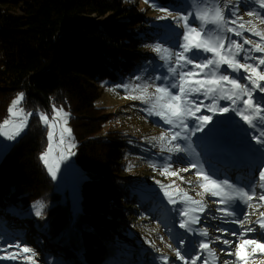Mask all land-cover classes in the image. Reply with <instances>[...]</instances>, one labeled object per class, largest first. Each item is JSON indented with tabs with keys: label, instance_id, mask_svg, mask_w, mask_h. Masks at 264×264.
I'll return each instance as SVG.
<instances>
[{
	"label": "trees",
	"instance_id": "16d2710c",
	"mask_svg": "<svg viewBox=\"0 0 264 264\" xmlns=\"http://www.w3.org/2000/svg\"><path fill=\"white\" fill-rule=\"evenodd\" d=\"M154 26L133 0H0V123L20 92L21 105L32 112L26 132L0 159V223L32 215L40 235L55 243L49 261L165 264L149 254L140 259L125 236L139 219L145 224L167 215L158 199L129 182L124 159L133 148L117 132L103 135L105 114L96 104L102 81H121L142 68L152 38L144 31ZM60 105L70 112L76 160L86 173L77 214L41 160L48 139L40 113ZM37 202L49 205L40 216Z\"/></svg>",
	"mask_w": 264,
	"mask_h": 264
},
{
	"label": "rangeland",
	"instance_id": "374dc122",
	"mask_svg": "<svg viewBox=\"0 0 264 264\" xmlns=\"http://www.w3.org/2000/svg\"><path fill=\"white\" fill-rule=\"evenodd\" d=\"M139 6L145 15L151 18L152 24L155 28L150 31H144V34H152V38H149L144 46V52L148 53V58L144 62L142 68H140L134 75L129 76L121 81H102L101 94L96 100V104L101 107L100 110L105 114L103 135L109 132H117L120 134L126 142L130 145V153H126L125 175L130 178V183L134 184L142 194L150 195L158 199V202L166 212L167 217H161L159 220L154 221L150 219L145 224H140V219L136 222L134 231L128 230L126 237L128 240L137 246L136 250L140 252V259L149 257L153 259L167 256L169 260L175 261V264H185V261L190 264L192 256L197 254L201 255V260L197 261V264H202L203 258L207 257V253H200L198 244L200 240L204 239L198 233L188 232L180 227V223L185 217L179 214L178 209L184 207L179 202V198L175 195V186L171 189H167L174 194V198L177 199L176 204H171L168 197L165 196V189L161 185L172 184L173 181L176 185H179L184 191L188 192L194 199H201L197 195L198 192H202L199 187V182L195 175V169L190 168V163L194 162L197 157H193L188 153H169L166 148H162L158 140H153V137H159L162 132H167L171 127L166 124L160 117L156 115H149L146 109L149 107L147 103L139 99H132L131 96L139 95V91H131L136 85L149 84V92H154L155 87L164 84L163 79H155L156 77L168 76V65L160 59L158 54L152 50V46L156 44L162 45L164 48L170 49L172 52L181 51L180 44L183 42L184 28L182 27L183 21L173 19L187 15L188 13H194L196 5L203 6L204 3L219 2L221 7L225 9V16L227 19H235L232 16V11L237 10V15L242 19L238 23L253 20L260 30H264V24H261L255 17H250L249 12H258L261 16H264V9H261L255 0H181L176 4L171 3L167 6H163L157 0H133ZM155 5V7H153ZM160 9H167V13ZM170 13L171 15H168ZM166 16V19H158V17ZM189 23L193 27H199L200 22L196 20L195 15L189 17ZM236 27V25H230ZM249 25L246 24V27ZM209 27H212L211 25ZM142 34V35H144ZM231 39L237 40L243 43L244 39H250L253 43L260 42V38L253 35L251 32L244 31L243 36L237 37L233 33H226ZM227 44V40H226ZM246 49L251 48L252 45H244ZM190 57L192 54H188ZM243 55V54H242ZM254 56H260L261 53H252ZM210 53H201L195 62L199 63L205 58H210ZM241 62H244L241 56ZM250 63L253 61H249ZM171 64V62H170ZM174 66V65H171ZM191 65L184 70H190ZM264 70V67H262ZM220 74L234 76L240 79L241 83H248L242 77L244 73H234L226 65L221 66ZM141 77V79H137ZM170 83H175L174 79L169 80ZM264 85V82H261ZM122 85H129L128 89L122 87ZM173 92L178 89H172ZM18 93L13 98L15 100ZM246 98V97H245ZM198 102L202 101L203 104H209L210 100L205 99L202 94H196ZM254 99L264 105V93H260L258 90L254 93ZM12 100V101H13ZM23 100V99H22ZM21 100V102H22ZM11 101V104H12ZM20 104L17 108H22ZM230 101L220 100V107H229ZM10 104V105H11ZM242 106V105H241ZM63 109L64 112L69 113L67 127L72 130L71 137H65V144L58 146L59 144V125L54 129V137L52 141L53 153L49 157L50 161L53 158H57L60 155V149L65 150V154L68 152L74 153L68 155L66 160L60 161L59 170L56 172V178L51 176L56 190L61 194L62 201L68 199L71 205L72 213L77 214L81 207L82 199V183L86 177V173L80 164L76 160V147L77 140L75 138L71 121L70 112L64 106H55L50 112H42L46 114L51 121L55 115L54 109ZM32 113V112H31ZM41 114V113H40ZM197 115H211L213 117L212 122L205 128L203 132H197L192 136L191 142L198 153V159L203 165L205 171L210 175L215 174L214 178L218 180L228 179L231 183L237 187H243L248 189L252 184L259 183V172L264 170V145L257 143L253 139V136L260 135L264 132V126L258 122L257 128H251L245 124L240 117L236 116L233 112L228 113H211L207 108L202 107L201 111ZM9 118V115L7 119ZM58 119V118H57ZM193 117L188 119L189 128L194 127ZM62 123V121L60 122ZM28 125V118H27ZM27 125L23 131L14 140H8L6 137L0 136V159L9 147L27 130ZM47 127V139L49 128ZM179 131V129H175ZM74 143L75 147L68 148V143ZM180 142V141H176ZM174 142V143H176ZM49 147V139L46 147L42 151L44 153ZM134 150H138L134 152ZM42 155V154H41ZM44 163V162H43ZM172 171H178L179 176L184 179L180 180L178 177L165 176L161 172L165 167H169ZM189 168V171L183 172L180 169ZM191 181V183H188ZM159 182V183H157ZM262 191L259 187L256 188L257 195ZM204 202L207 208L204 213H197L201 217L199 224L193 225L194 228H207L209 232V239L213 241L211 247L215 250L218 260L216 264H223V261L227 260L230 264H234V257L227 255L226 253L234 250L235 243L238 242V235L232 236V232L239 234L241 226L237 223L231 222L238 219H244V215L248 214L249 219L255 221L259 217V213L264 211V202L254 199L251 201V207H248L242 202L237 201L232 210L235 211V216L225 217L217 209L224 207L215 203L218 198L211 197L205 194ZM44 207L41 213L48 208V204L41 202ZM34 212L36 208L34 207ZM133 217H128V222ZM37 223H33L32 215L24 214L18 218L10 217L0 223V248L5 247L8 244L20 243L22 246L32 248L36 252L35 260L38 264H58L57 262L49 261L48 257L51 254V250L55 248V243L48 240V234L42 232L39 233ZM127 227V226H126ZM256 227L257 231L249 233L247 238L261 239L264 237V233L259 230L258 225L249 224L245 221L243 226ZM173 229V230H172ZM178 231L179 234L171 237V231ZM224 230V231H222ZM178 235L186 236L185 238L178 239ZM221 237V241H216L215 238ZM223 239L233 241L232 247L224 245ZM171 245V247H169ZM181 250V255L185 256V261L179 260L176 257L175 249ZM223 250V251H222ZM9 252H16L14 248L8 249ZM250 251V249H248ZM158 253L156 255L154 253ZM6 255V253L0 252V256ZM210 259V258H209ZM261 260H264V256L257 255L255 260H250L249 264H261ZM0 264H25V261L21 257L17 260L0 259ZM168 263V260L166 262Z\"/></svg>",
	"mask_w": 264,
	"mask_h": 264
},
{
	"label": "snow or ice",
	"instance_id": "6c2138e0",
	"mask_svg": "<svg viewBox=\"0 0 264 264\" xmlns=\"http://www.w3.org/2000/svg\"><path fill=\"white\" fill-rule=\"evenodd\" d=\"M149 2V0H145ZM231 3V0H228ZM261 9H264V0H255ZM155 7V5H153ZM220 6L219 2L204 3L203 6L196 5L194 13L190 12L187 15L174 17L173 19L182 20V27L184 28L183 42L180 44L181 51L172 52L170 49L164 48L160 44L152 46V50L158 54L161 60L168 65V76L156 77L155 79H163L164 84L155 87L154 92H149L151 85L136 84L131 91H139V95L131 96L132 99H139L149 105L146 111L149 115H156L160 117L166 124L171 127L167 132H162L159 137H153V140H158L162 148H166L169 153H188L193 157H197L194 162L190 163V168L195 169V175L199 182V187L202 192L197 195L201 199H194L184 191L176 182L173 181L169 185H161L165 189V196L171 204H176L177 199L174 194L167 189L175 186V195L179 198V202L184 207L178 209L179 214L186 219L180 223V227L188 232L198 233L204 239L200 240L198 248L200 253H207V257L203 258L202 264H216L218 260L215 250L211 247L213 241L209 239V232L207 228L196 229L193 225L199 224L201 221L200 215L197 213H204L207 205L204 202V195L208 194L211 197L218 198L215 203L224 205L217 209L225 217L235 216V211L232 210L233 205L239 201L251 207V201L258 199L264 202V191L257 195L256 188L259 187L264 190V170L259 172V183L252 184L248 189L237 187L228 179L218 180L214 178L215 174L210 175L198 159V153L192 146L191 138L197 132H203L205 128L212 122L211 115H197L202 107L213 114L233 112L236 116L251 128H257L258 122L264 126V105L254 99V93L258 90L264 93V30H260L253 20L238 23L242 18L237 15V10L232 11V16L235 19H227L225 16V9ZM167 13V9H160ZM195 15L196 20L200 22L199 27H193L189 23V17ZM168 15H171L168 13ZM250 17H255L261 24H264V16L258 12H249ZM166 16L158 17V19H166ZM246 24L249 25L246 27ZM212 27H209V26ZM230 25H236L232 27ZM251 32L253 35L260 38V42L253 43L250 39H244L243 43L231 39L226 33H233L237 37L243 36V32ZM227 40V44H226ZM252 45L251 48L246 49L244 45ZM261 53L260 56H254L252 53ZM201 53H210V58H205L199 63L195 60ZM188 54H192L191 57ZM243 54V55H242ZM241 56L244 62H241ZM253 61V62H249ZM171 62V64H170ZM174 65V66H171ZM191 65L190 70L187 67ZM226 65L234 73H244L243 79L248 83H241L240 79L220 74L221 66ZM174 79L175 83H170L169 80ZM141 79V77H137ZM125 89L129 85H122ZM178 89L173 92L172 89ZM196 94H202L205 99L210 100L209 104L198 102ZM246 97V98H245ZM23 99V93L19 94L8 108L9 118L0 123V136L6 137L8 140H14L23 131L27 125V116L31 113L25 114L23 109L17 110V106ZM230 101L229 107H220L219 101ZM242 105V106H241ZM55 115L50 121L46 114L41 113V121L48 126L49 147L42 153L41 160L46 165L48 172L52 178H56V172L59 170L60 161L66 160L68 155L74 153L68 152L65 154L63 148L60 149V155L53 158L51 161L49 157L52 156L53 147L52 141L54 137V129L59 125V144H65V137L72 136V130L67 127L69 113L61 109H54ZM193 117L194 127L189 128L188 119ZM58 118V119H57ZM62 121V123H60ZM175 129H179L176 131ZM253 139L264 145V132L260 135L253 136ZM180 141V142H176ZM176 142V143H174ZM68 148L75 147L74 143L69 142ZM179 171L187 172L189 168L180 169ZM165 176L178 177L180 180L184 178L179 176L178 171H172L169 167H165L161 172ZM159 183V182H157ZM191 183V181H188ZM36 208L35 214L41 215V210L44 205L37 202L34 206ZM245 221L249 224L258 225L259 230L264 233V211L259 213V217L252 221L249 215L245 214L244 219H238L231 222L237 223L241 226L239 234L232 232V236L238 235V242L235 243L234 250L226 254L234 257V264H249L250 260H255L257 255L264 256V237L261 239L247 238L249 233L257 231L256 227L244 228ZM224 231V230H222ZM216 241H221V237L217 236ZM224 245L232 247L233 241L223 239ZM171 247V245H169ZM14 248L16 252H9L8 249ZM250 249V251H248ZM223 251V250H222ZM0 252L6 255L0 256V259L17 260L21 257L25 264H38L35 260L36 252L34 249L22 246L20 243L8 244L0 248ZM176 257L181 261H185V256L181 255V250L175 249ZM210 258V259H209ZM162 261L167 262L168 257H160ZM201 260V255L197 254L191 257L190 264H197ZM185 264H188L185 261ZM223 264H230L229 261H223ZM264 264V260H261Z\"/></svg>",
	"mask_w": 264,
	"mask_h": 264
},
{
	"label": "built area",
	"instance_id": "2783aa9c",
	"mask_svg": "<svg viewBox=\"0 0 264 264\" xmlns=\"http://www.w3.org/2000/svg\"><path fill=\"white\" fill-rule=\"evenodd\" d=\"M20 109H23V112H24L25 114L31 113L30 111H27V110L24 109L23 107H22V108H19V109L17 108L18 111H19ZM30 116H31V115H28L27 118H30Z\"/></svg>",
	"mask_w": 264,
	"mask_h": 264
},
{
	"label": "bare ground",
	"instance_id": "6f19581e",
	"mask_svg": "<svg viewBox=\"0 0 264 264\" xmlns=\"http://www.w3.org/2000/svg\"><path fill=\"white\" fill-rule=\"evenodd\" d=\"M148 31L152 32V30H148Z\"/></svg>",
	"mask_w": 264,
	"mask_h": 264
}]
</instances>
